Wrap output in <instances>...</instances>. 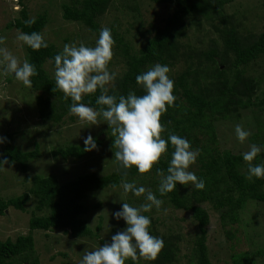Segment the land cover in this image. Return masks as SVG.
<instances>
[{
    "label": "trees",
    "instance_id": "obj_1",
    "mask_svg": "<svg viewBox=\"0 0 264 264\" xmlns=\"http://www.w3.org/2000/svg\"><path fill=\"white\" fill-rule=\"evenodd\" d=\"M151 1L171 4L172 9L164 19V24H150V28L146 30V42L142 47L135 48L133 42L118 31L116 26L110 27L116 41L115 55L111 63L116 61L121 71L116 76L114 86H108V94L119 97L127 96L133 91L137 95H143L145 92L136 83V76L156 63L167 65L170 72L172 71L169 78L175 83L174 95L177 99L176 106L169 107L162 117L167 129L164 137L167 139L170 133L179 135L190 141L193 150H199L197 161L189 171L204 180V189L198 190L194 185L177 183L176 190L160 195V176L156 169L167 175V167L174 150L170 141L168 155L147 175H141L135 167L124 169L119 161L118 168L111 173L86 172L66 182H62L55 174L26 175L25 178L31 181L28 191L9 198L0 195V215H7L10 207L25 211L27 203L35 200L34 210L27 220V231L17 235L16 239L8 237L0 240V264H41L36 254L37 230L38 233L45 231L49 243L58 237L59 231L79 239L99 236L102 221L97 226V232H94L86 217L90 209L85 200L94 191L119 188L122 182L134 183L137 187L143 185L168 207L185 210L192 215L191 221L196 227L191 239L193 264H212L208 246V228L211 222L208 206L220 213L224 224H233L239 222L241 211L250 200L264 203V179H246L248 165L243 160V154L222 149L218 135V124L221 121L233 116L243 117L244 111L252 115L257 108L264 109V96L259 97L257 94L260 77L250 73L248 69L251 64L264 57V27L259 32L243 31L234 15L225 14L223 10L235 0ZM113 3L114 0H71V3L63 4V18L82 22L99 35L102 28L101 18ZM19 4V15L8 27H15L28 34L35 31L44 36L46 26L50 23L47 11L32 16L24 0H19ZM217 13H220L217 16L220 24L216 26L219 39L211 38L207 47L200 50L195 49L190 42H183V39L188 38L191 21L201 20V16L213 17ZM33 17L36 18L35 23L27 26L24 22ZM132 26L136 29L135 25ZM46 42L49 46L39 51H34L25 44V59L37 69L38 75L31 77V90L35 95L39 116L49 128V125L58 126L65 117L73 116L69 112L71 99L65 100L63 93L55 87L54 75L45 66L47 62L55 66L54 57L63 48L57 42ZM64 42H67V38H64ZM5 75L7 81L15 78L14 75ZM99 95L100 92L97 91L95 95L85 96L82 102L98 110L100 106L96 104V99ZM104 123L103 132L93 136L97 145L95 149L101 148L103 141L110 137V148L115 152L117 149L113 147L111 129L105 121ZM5 133L6 142L0 161L6 158L8 163L5 164L18 163L20 169L27 173L30 162L41 154L39 144L36 143L33 150H24L12 143V133ZM249 139L257 145H264L263 131L253 133ZM84 148V142L69 144L55 150L53 154L62 155L65 159H82L94 150L85 151ZM253 163L264 164V149ZM128 194L131 197L130 205L139 201V197L131 192ZM142 214L151 219L150 233L164 241V248L155 264H174L180 249L175 241L177 236L169 238L158 233L159 219L153 217L152 210ZM260 256H264V248L251 255H240L234 263L253 264Z\"/></svg>",
    "mask_w": 264,
    "mask_h": 264
},
{
    "label": "rangeland",
    "instance_id": "obj_2",
    "mask_svg": "<svg viewBox=\"0 0 264 264\" xmlns=\"http://www.w3.org/2000/svg\"><path fill=\"white\" fill-rule=\"evenodd\" d=\"M30 15L35 16L47 11L50 23L44 31L45 40L57 42L61 48L65 44L79 46L81 42L88 47H94L99 35L89 27L78 21H68L63 18V4L71 3V0H24ZM264 0H235L224 7L225 14L234 15L240 22L243 31L259 32L264 25ZM171 4L156 3L151 0H114L108 12L101 18L102 27L116 26L118 31L125 34L126 38L133 42L135 48L142 47L146 42V30L150 24H164V19L170 13ZM19 9V10H17ZM21 5L19 0H0V36L6 37L5 44L13 55L21 62L25 60V44L17 41L16 36L20 30L8 27L9 23L19 15ZM220 13L213 17L201 16V20L191 21L188 38L183 42H190L197 49L207 47L211 38L219 39ZM132 25L136 26V29ZM67 38V42H64ZM46 68L54 75L55 66L51 62L46 63ZM249 72L260 77V88L257 92L259 97L264 96V57L249 66ZM109 70L119 75L120 66L109 64ZM171 72L168 73L171 74ZM13 76V75H12ZM223 120L218 124V135L222 149H230L235 153H244L249 150L253 133H264V109L257 108L256 113ZM72 115V114H71ZM67 116L58 126L47 127L39 116L35 95L31 88L25 87L15 78L6 80L5 73L0 70V137L5 138L0 143V156L3 153L6 142L5 132L13 135L12 143L24 150H33L36 143L40 146V156L29 164V171L24 173L18 163L4 164L0 166V195L5 198L21 195L29 190L30 179L26 175H58L62 182L74 179L81 173L96 171L100 174L111 173L118 168V161L114 157V151L110 148L111 140L107 137L101 148L94 149L88 157L82 159L68 158L55 155L53 152L69 144H80L91 135L92 137L103 132L105 123L100 118L99 125L89 126L79 121L78 117ZM258 118V119H256ZM259 122L262 126H260ZM242 125L245 130L251 131L252 135L241 144L236 137L235 126ZM103 137V136H102ZM257 145V143H254ZM261 151L264 145L259 143ZM246 169V168H245ZM143 186V185H140ZM144 187V186H143ZM132 206H140L146 201L143 196ZM131 199L125 193L123 187L105 188L94 191L85 200L89 211L86 215L89 226L97 232V226L102 221L100 234L94 238H75L70 234L59 231L58 237L49 243L45 231L35 232L36 254L41 264H80L84 254L93 251L104 243H111V237L126 228L123 219L117 220L114 213L122 209L123 202L129 203ZM35 200L26 205V210L10 207L7 215H0V240L27 231V220L34 210ZM211 212V222L208 230V246L212 264H235L234 260L240 255L253 254L264 248V203L250 200L239 216L237 223L224 224L220 213L208 206ZM154 218L159 219L157 231L160 235L177 236L179 246L178 257L174 264H193V245L191 239L196 229L191 221L189 212L162 204L159 211L152 208ZM38 233V234H37ZM178 235L180 238H178ZM39 236V237H38ZM80 246V247H78ZM66 252V255L64 254ZM142 264H155V261H138ZM130 264V261H126ZM253 264H264V256L257 257Z\"/></svg>",
    "mask_w": 264,
    "mask_h": 264
},
{
    "label": "clouds",
    "instance_id": "obj_3",
    "mask_svg": "<svg viewBox=\"0 0 264 264\" xmlns=\"http://www.w3.org/2000/svg\"><path fill=\"white\" fill-rule=\"evenodd\" d=\"M19 10V9H17ZM33 17L24 23L31 26L35 23ZM17 41L23 42L34 51L47 48L49 45L45 37L39 32L31 34L18 32ZM6 37L0 36V45L5 44ZM115 39L111 29L102 27L94 47L85 46L83 42L65 44L62 52L54 57L55 87L59 89L65 100L71 99L70 114L78 117L79 121L89 126L99 125L103 118L111 129L114 137L113 147L117 150L114 157L124 169L135 167L141 175H147L168 155L169 141L173 147L171 160L167 167V175L156 169L160 176L159 193L161 196L176 190L177 183L194 185L203 190L205 182L192 171H189L199 156V150H193L190 141L176 134H169L162 122L163 115L169 107H175L177 97L174 95L175 83L169 78L170 68L156 63L147 71L136 76V83L145 92L137 95L130 91L127 96L110 95L109 85L114 86L116 73L109 70V64L114 58ZM0 70L14 75L25 87L31 88V77L38 75L36 67L27 59H20L13 55L7 47H0ZM55 91V89H53ZM100 95L96 104L97 110L83 103L85 96ZM236 137L241 144L252 135L242 125L235 126ZM0 137V143L4 142ZM85 151L97 147L95 140L89 135L85 140ZM261 147L251 144L248 151L243 153V160L247 162L246 179H264V164H254ZM8 163L7 159L0 164ZM126 175V173H125ZM125 193L131 192L136 197L143 196L145 203L139 207L123 202L122 209L114 213L117 220L123 219L126 228L111 237V243H104L99 248L84 254L80 264H126L131 260L136 264L141 258L145 261H155L164 248L162 238L152 235L149 231L151 219L142 214L152 210H160L163 200L143 186L122 182Z\"/></svg>",
    "mask_w": 264,
    "mask_h": 264
}]
</instances>
